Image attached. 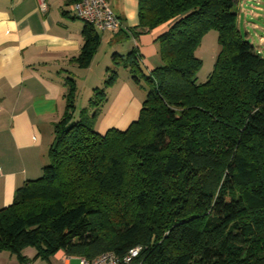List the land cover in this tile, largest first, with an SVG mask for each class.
<instances>
[{"label": "trees", "instance_id": "1", "mask_svg": "<svg viewBox=\"0 0 264 264\" xmlns=\"http://www.w3.org/2000/svg\"><path fill=\"white\" fill-rule=\"evenodd\" d=\"M238 1L138 0L135 29L170 22L155 39L159 65L146 72L136 49L114 53L78 117L66 82L48 163L0 208V251L20 264L32 261L27 247L34 258H93L134 246L133 264H264V56L237 28ZM209 30L219 51L198 82L195 52ZM81 33L86 66L99 37L87 23ZM117 68L145 97L124 129L101 133L94 124Z\"/></svg>", "mask_w": 264, "mask_h": 264}, {"label": "crops", "instance_id": "2", "mask_svg": "<svg viewBox=\"0 0 264 264\" xmlns=\"http://www.w3.org/2000/svg\"><path fill=\"white\" fill-rule=\"evenodd\" d=\"M106 2L120 27L105 31L93 27L99 43L88 65L80 66L77 57L85 22L73 14L74 0H44L43 10L38 0H0V208L11 203L15 190L26 180L41 175L54 124L65 112L68 80L76 88L74 115L78 117L93 89L102 86L114 53L124 55L136 49L146 72L159 65L155 39L170 22L140 32L135 29L138 0ZM235 9L240 34L247 40L254 38L255 43L248 41L262 53L264 0H239ZM124 71L117 68V81ZM123 82L114 90L116 97L110 100L106 93L107 101L96 120L98 132L111 127L124 129L137 117L141 103L137 101L132 108L128 81ZM35 253L34 247L22 251L30 260ZM50 258L54 264L75 263L62 250ZM0 264L20 261L10 258Z\"/></svg>", "mask_w": 264, "mask_h": 264}, {"label": "built area", "instance_id": "3", "mask_svg": "<svg viewBox=\"0 0 264 264\" xmlns=\"http://www.w3.org/2000/svg\"><path fill=\"white\" fill-rule=\"evenodd\" d=\"M40 8L44 9V0H38ZM73 14L92 25L94 28L105 30H116L120 27V21L115 16L106 0H78L72 4ZM140 246L129 248L122 256H117L113 251H105L93 258L85 256H67L74 258L72 264H133L134 259L139 255ZM22 264H34L32 261H25ZM71 264V263H64Z\"/></svg>", "mask_w": 264, "mask_h": 264}, {"label": "rangeland", "instance_id": "4", "mask_svg": "<svg viewBox=\"0 0 264 264\" xmlns=\"http://www.w3.org/2000/svg\"><path fill=\"white\" fill-rule=\"evenodd\" d=\"M252 4L253 3H250V5ZM248 40H250L252 43H255L254 38H251L250 36ZM218 51H219V44L217 41V32L215 30H209L201 39V42L195 52L196 56L202 62L197 72V76H196L198 82L205 81L208 75L210 74V72L212 71L215 57ZM261 55L264 56V51H262ZM127 77H130L129 73H127L126 71L120 72V80L116 81L114 85L107 88L106 93L108 94L111 100L112 98L116 97L114 90H117L119 87H121L122 83H124L123 82L124 80L128 81V86L131 91V96L134 99V101L131 102L132 108H133L135 107L134 105L135 103H137V101L141 103L142 100L144 99L146 87L142 85H136L131 79H127ZM94 127H96V121H95ZM47 163H48V158L45 164ZM35 256L36 254H34L32 259ZM10 258H15V260H18L17 256L11 253L10 251H7V250L0 251V261L1 262L7 263V261ZM33 260H34L33 262L34 264H54V262L51 261L50 257L48 258L36 257Z\"/></svg>", "mask_w": 264, "mask_h": 264}]
</instances>
